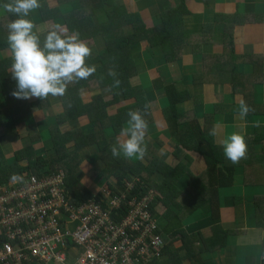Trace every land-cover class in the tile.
I'll return each mask as SVG.
<instances>
[{
  "label": "trees",
  "instance_id": "obj_1",
  "mask_svg": "<svg viewBox=\"0 0 264 264\" xmlns=\"http://www.w3.org/2000/svg\"><path fill=\"white\" fill-rule=\"evenodd\" d=\"M47 1L39 0L41 7L32 11L28 17L34 23V31L40 36L41 42L49 32L48 29L54 30L57 25H66L70 34L79 32L84 39H102L105 49L96 56L85 58L90 61L89 66H96V71L87 79H83L84 83H70L62 97L49 95L43 101L39 98L27 100L14 98L11 93L16 89V81L12 78V74L4 78L7 70L0 73L3 74V77L0 75V104L3 96V101L7 105L4 110L8 111L6 116H0V121L12 118L14 127H17V122L20 121V127L24 128H20L19 131H22L26 130L23 121L31 116L33 103L39 104L40 111L48 110V113L51 112L55 104L60 107V112L56 117L58 125L50 131L49 143L53 145V157L50 159L36 158L32 146L15 155V166L10 167L6 164L0 151V184L10 183V178L14 173L21 174L23 177L25 175L42 176L56 174L59 170H63L67 175L68 192L74 198L72 202L80 206L81 203H86L89 199L96 197L95 194L93 195V191L96 190L95 186L88 190L79 184V181L84 177L80 156L86 160V164L89 166L87 175L93 181L112 178L115 184L121 186L124 182H130L140 177L143 180V183L139 185L140 194L146 196V193L152 190L156 195L155 213L160 214L157 211L160 203L167 208L163 215L165 223L159 225V216H157L156 235L162 241L160 254L163 256V260L153 264H192L191 258L204 254V249L202 245L195 247L191 245L188 251L190 239L184 230V225L205 206V198L210 188L212 191H210L209 197L212 203V199L218 194L217 189L224 190L233 187L234 168L228 172L226 171L228 166H224V169L219 173L215 161L208 163L209 171L213 170L214 177L212 179L207 174L193 176L188 171L186 151L201 154L205 161L215 160L216 151L213 147L216 144L211 141L208 133L201 129L200 123L194 118V111L190 112L187 105L191 104L193 108L196 105L204 106L205 95L201 94L200 89L207 85H222L229 88V96L234 108L240 101L238 97H241L249 106L250 102L247 100L246 93L253 89L255 83H248L247 74L238 71L235 38L231 32L235 26H242L248 20L241 14L236 17L216 14L212 23L201 26L192 24V28H190L188 21L191 13L186 7L185 0H175L174 6L161 12L158 24L148 27L142 18L140 19L138 13L133 15L128 13L129 6L121 4V2L118 3L116 0H57L59 1L58 5H49ZM8 2L9 0H0V53L10 49L7 42V25L17 19L16 15L3 9V4ZM36 15L41 17L38 24L35 22L38 18H34ZM102 17H105L106 20L102 21ZM229 19L230 21H228ZM226 21L230 26V33L224 40L229 38V43L224 44V50L221 53L206 52L207 45L204 47L203 45L207 41L205 39L207 31L210 33L216 22ZM48 22H52L54 25L52 24L51 28H48L46 24ZM196 30H201V32L196 33ZM142 43L145 44V50L151 56L150 59L145 60L143 55L135 54L140 53L144 48ZM154 49H157V53H161V58L154 55ZM186 51L203 56V71L192 76V83L187 84L188 81L177 83L181 87L174 83H167V78L171 79L167 75L168 66L170 67V65H174L171 63L181 60ZM12 62V53L11 55L7 54L6 58L0 56V64H12ZM145 62L147 64H166L162 68H158L159 74L150 80L146 69H144L147 65L144 64ZM251 65H253L251 75L256 77L261 75L263 64ZM109 70H114L117 73L115 78L120 80V85L113 87L110 91L113 100L105 102L101 90L109 88L114 82V78L108 75ZM140 76L147 77L146 81L150 88H155L156 92L164 94L163 101L166 103V107L162 112L168 128L163 133V138L172 139L176 149L186 158L176 156L172 158L174 160L172 164L165 165L162 163L161 157L159 158L157 155L149 162H145L143 158H123L112 155L110 150L112 139L117 138L121 128L127 125L129 111L146 112L144 118L148 122V128L151 129L154 124L153 119L149 117L148 110L152 101L147 100V88L139 81ZM192 84L199 88L197 91L199 94L195 97L192 96V92L188 88V85ZM123 98L127 101L125 105L122 104ZM214 98V102L210 103L219 101L220 104L214 105L217 112H214L213 118L225 111V108L221 107V103L225 102V97L214 94ZM33 100L35 101L32 102ZM227 100L229 102V98ZM145 105H148L147 109H145ZM178 107H183V110L179 111ZM114 108L117 113L111 115L110 112ZM253 110H258V107L253 105L249 112H253ZM74 121H77L76 126L71 127L70 123ZM258 129L254 128L255 133H258ZM0 130L2 132H0V137L9 134L5 133V126L0 127ZM108 132H112L113 136ZM147 133L150 136L148 131ZM147 133L146 138H148ZM31 136L33 140L40 139L36 133H32ZM158 142L161 141L158 140ZM91 149H94L95 154L86 157ZM147 153L149 151H146L144 155L146 158L148 157ZM153 153L157 154L155 150ZM27 161L30 162V166H21ZM216 173L219 174L216 175ZM157 175L162 176L159 178L160 183H156ZM184 176L190 177L192 185L197 189H191L188 179H183ZM182 179L183 181L180 182ZM180 187L189 192L191 197V200L188 199L183 207L176 203ZM214 190H217V193ZM173 207L177 210L176 212L172 210ZM202 236L201 233L198 234L200 241ZM178 242L182 244L179 248L176 246Z\"/></svg>",
  "mask_w": 264,
  "mask_h": 264
},
{
  "label": "crops",
  "instance_id": "obj_2",
  "mask_svg": "<svg viewBox=\"0 0 264 264\" xmlns=\"http://www.w3.org/2000/svg\"><path fill=\"white\" fill-rule=\"evenodd\" d=\"M120 2L130 7L127 8L128 13H132V15L138 13L140 19L142 18L148 27H153L155 24H158V18L161 12L175 5V0H122ZM185 3L187 9L191 13V17L188 21L190 28H192V24L201 26L212 23L213 18H216V14H224L233 17L241 14L248 20V22L242 26H235L231 32L235 38L236 64H239L238 71L241 73V71L244 70L245 74H247L248 83H255L253 89L246 93L247 100L250 102L249 107L251 108L253 105L258 107V110L249 112L243 119L240 118L239 114H236L234 117L233 109L235 110V108L232 106L233 104L230 100L229 88L223 87L222 85H207L200 89L201 94L204 93L205 95V104L207 102H214V94L219 92L218 89H225L224 94L227 99L229 98V105L224 107L225 111L222 114L219 113L220 115H215L213 118L212 115H214L215 111L217 112L216 107L211 106L209 110L204 106L197 108L198 105H196L193 108L191 104L187 105L190 112L194 111V118L200 123L201 129L208 133L209 137H211V141L216 144L213 148L216 151L215 164L217 165V171L220 173V171L224 169V166H228L226 171H231V169L234 168L233 187L224 190L217 189L218 194L212 199V203L209 197L210 191H212V188H210L205 198V206L184 225V230L190 239L188 251L191 245L194 247L202 245L204 249V254L191 258V263L264 264V0H185ZM228 21H230V19ZM228 21L216 22L210 33L206 30L207 35L205 39L207 41H205L203 45V47L207 45L205 48L206 52H223L224 44L226 43V39L224 40V38L230 33V26L227 24ZM199 32H201V30H196V33ZM142 45L145 47V44L142 43ZM143 49L140 53L135 54L142 55ZM8 50L10 49H6L5 55H11V53H7ZM153 51L156 56L157 49ZM1 54L2 51L0 56ZM150 58L151 56L144 57L145 60ZM164 64L166 63L147 64L144 67V69L147 68L146 72L150 80H152V77L148 73V70L153 68H157L158 70V68ZM171 64L174 65L168 66L167 75L172 77L171 72L173 71L177 77V79L174 80L176 84L187 81V77L198 75L204 69L203 56L191 54L190 51H186L181 60ZM251 64H263L261 75L258 77L251 75L253 73V65ZM10 68L11 64H3V66L0 64V73L7 70V74L4 78L11 74ZM0 75L3 77V74ZM146 78L145 76H140L139 81L147 88V100L150 99L152 101L151 104L157 102L159 105L158 108L162 111L166 107V103L163 101L164 94L156 92L155 88H150ZM189 83L190 82L187 84ZM178 86L181 87L180 84ZM188 88L191 90L193 97L199 94L197 93V91H199L197 86L192 84L188 85ZM106 89L108 88H103L101 92L105 91L108 92L109 96L112 95L111 92ZM221 92L223 94V91ZM149 94H151L150 97ZM102 96L103 99L109 98L105 97L103 93ZM1 99L0 116H6L8 111L4 109L7 105L3 101V96ZM238 99L241 100L242 98L238 97ZM239 102L240 101H238L236 106L239 105ZM31 106L34 107L33 104ZM229 107L232 108L231 111L228 110ZM178 109L179 111L183 110V107H178ZM52 110L53 111L49 112L50 114L40 110L36 113L37 111L34 112L32 110L31 116H28L23 121L26 130L22 131H19L20 128H24L20 127V121L17 122V127H14V119L12 118L0 121V127L5 126V133H9L5 137H0V148H4L5 145L9 143L11 137L20 138L21 132H29L30 134L36 133L43 142L50 140V131L58 125L56 117L60 112V107L55 104ZM36 114L39 115L37 116ZM149 114V117L152 116V122L154 124H152V130L150 128L147 129L150 136L145 139V143L149 153H147V158L145 156L143 157L144 161L149 162L157 155L159 158L161 157L163 164L170 165L174 161L172 159L173 157H187L188 160H186V162L188 171L193 176L207 172L206 161L201 154L188 150L185 152L186 157H184V154H180V151L176 149L172 139L163 138V133L168 128L167 122L163 117V112L158 113L160 115H151L149 111ZM76 123L77 121L71 122L70 126L75 127ZM29 127L33 129L32 133L28 130ZM254 128H259L258 133H255ZM213 130L215 131V135L211 134ZM235 131H239L245 135L247 155L246 158L234 164L225 158L222 141L227 135ZM34 140H36V138ZM158 140L162 143L158 142ZM154 142L156 143L155 146H153ZM20 143L21 145L27 143V148L33 146L30 137H26ZM114 143H117V138L112 139V145ZM154 150L157 154L153 153ZM32 160H34V158H32ZM32 160L29 161L32 162ZM30 162H28L29 166ZM205 167L206 169H204ZM60 171L63 170H59V172ZM219 173H216V175ZM156 177L162 178V176L159 175ZM183 179H188L189 187H192L191 189H197L192 185L190 177L184 176ZM183 179L180 182H182ZM157 182L158 179L156 180V183ZM217 190L214 191L217 193ZM188 199L191 200L189 192H186L183 190V187H180V194L178 195L176 203L183 207L188 202ZM162 206L164 205L162 204ZM172 210L174 212L177 211L174 207ZM164 211H166V207ZM199 233L203 235L201 241L198 237ZM193 239H195V241H193ZM176 246L178 248L181 247V242H178ZM188 255L191 256L190 254Z\"/></svg>",
  "mask_w": 264,
  "mask_h": 264
},
{
  "label": "built area",
  "instance_id": "obj_3",
  "mask_svg": "<svg viewBox=\"0 0 264 264\" xmlns=\"http://www.w3.org/2000/svg\"><path fill=\"white\" fill-rule=\"evenodd\" d=\"M24 181L0 184V264H153L161 256L157 198L140 194L141 178L106 184L80 206L62 171Z\"/></svg>",
  "mask_w": 264,
  "mask_h": 264
},
{
  "label": "clouds",
  "instance_id": "obj_4",
  "mask_svg": "<svg viewBox=\"0 0 264 264\" xmlns=\"http://www.w3.org/2000/svg\"><path fill=\"white\" fill-rule=\"evenodd\" d=\"M40 7L39 0H9L3 4L5 11L17 16V19L7 25V42L13 61L10 72L16 81V89L11 95L17 99L39 98L43 101L49 95L62 97L70 83L87 79L96 71L95 65L88 66L85 63V58L91 56V49L78 32L69 34L57 25L54 30L47 32L41 42L40 36L34 31V23L28 19L30 13ZM108 75L114 78L113 84L106 89L111 91L113 87H119L120 80L115 78L117 73L114 70H109ZM147 107L148 105H145V109ZM249 111V106L241 99L240 118L243 119ZM145 115L146 112L140 110L127 113V127L121 128L117 143L110 146L114 157L121 154L126 158L144 157L147 151L145 139L148 129ZM211 134L215 135V131ZM222 147L225 158L234 164L246 158L245 135L239 131L227 135L222 141ZM29 177L30 175L23 177L14 173L10 179L13 183H23L24 178ZM113 182L112 178L106 179V184ZM161 260L163 256L156 261Z\"/></svg>",
  "mask_w": 264,
  "mask_h": 264
},
{
  "label": "rangeland",
  "instance_id": "obj_5",
  "mask_svg": "<svg viewBox=\"0 0 264 264\" xmlns=\"http://www.w3.org/2000/svg\"><path fill=\"white\" fill-rule=\"evenodd\" d=\"M118 3L120 2V1H122V0H116ZM48 2V4L49 5H58L59 4V1H57V0H48L47 1ZM37 10V9H36ZM36 10H34V11H36ZM94 17H96V15H94ZM34 18H38L37 20H35V22H36V24H38L39 23V21L41 20V17H40V15H36V16H34ZM95 20H96V18H95ZM106 20V18L105 17H102V21H105ZM159 20H160V18H159ZM47 25H48V28H51V26H52V22H48V23H46ZM54 25V24H53ZM59 26H61L63 29H65L66 31H67V33H69V31H68V29H67V27H66V25H59ZM55 29V28H54ZM49 31H51V29H48ZM72 33H74V32H72ZM79 33V32H78ZM70 34V33H69ZM79 36H80V38L84 41V42H86V44L89 46V48L91 49V56H96V55H98L99 53H101L104 49H105V43L103 42V40L102 39H100V38H97V39H84V38H82L81 37V34L79 33ZM229 38H227L226 39V43H229ZM7 53H11L10 52V50H8L7 51ZM160 54V55H159ZM142 55L144 56V57H148L149 56V54L146 52V50H145V47H144V49H143V53H142ZM1 56L3 57V58H6V55H5V51H3L2 52V54H1ZM156 56L158 57V58H161V53H156ZM85 63H86V65H88L89 63H90V61H88V60H85ZM158 63V62H157ZM144 64H147L146 62L144 63ZM245 65V64H244ZM2 66H3V64H2ZM164 66V65H163ZM163 66H161V68L163 67ZM246 66V65H245ZM247 67V66H246ZM147 69V68H146ZM149 72V74L151 75V77L152 78H155L158 74H159V72H158V70H157V68H153V69H149L148 70ZM241 72H245L244 70H242ZM171 75H172V77H171V79H167V83H174L175 85H176V81H174V80H176L177 79V77L175 76L176 74L172 71L171 72ZM186 80L188 81V82H190V83H192V77L191 76H189V77H187L186 78ZM80 83H84V81L83 80H80L79 81ZM219 90V92L217 93V94H219L220 96H224L225 97V94H224V91H225V89L224 88H221V89H218ZM221 91H223V94H222V92ZM101 93H103V95L105 96V97H109V98H104V101L105 102H110V101H112L113 100V95H110L109 96V94H108V92H105V91H102ZM93 96H94V94H92ZM226 98V97H225ZM123 100L124 101H122V104H126L127 103V101H125V99L123 98ZM35 100H33L32 102H34ZM35 104V105H34ZM122 104H120V105H122ZM220 104V102L219 101H217L216 103H210V102H207L206 104H204V107L205 108H208L209 110H210V107L211 106H214V105H216V106H218ZM33 105H34V107L33 108H31V110H33L34 112L35 111H37L36 113H38L39 111L38 110H40V106H39V104H36V103H33ZM227 105H229V102H228V100H227V98H226V101L225 102H222L221 103V107H225V106H227ZM150 106V108H149V111H150V113H151V115L153 114V115H160V114H158V113H161L162 111L160 110V108H158L159 107V105H158V103L157 102H155V103H153V104H150L149 105ZM198 107H200V106H197V108ZM118 109V108H117ZM182 109V108H181ZM228 110H232V108L231 107H229L228 108ZM51 111H53L52 109H51ZM233 112H234V117L236 116V114H239V105H237L236 107H235V110L233 109ZM44 113H48V110H44ZM117 113V110H115V108L114 109H112V111L110 112V114L111 115H114V114H116ZM37 116L39 115V114H36ZM213 117V116H212ZM151 119H152V116H151ZM28 123V122H27ZM230 126V125H229ZM125 127H127V125H125ZM28 130L32 133L33 132V129H31V127H29L28 128ZM21 131V130H20ZM109 135H112L113 136V133L112 132H110L109 133ZM115 136V135H114ZM147 136H148V133H147ZM26 137H32L31 136V134L29 133V132H21L20 133V138L19 137H11L10 139H9V143L7 144V145H5V147L4 148H0V150H1V152H2V157H3V159L6 161V164L8 165V166H10V167H14L15 166V162H16V159H15V155H17L20 151H22V150H24V149H26L27 148V146H28V144L27 143H24V144H22L21 145V143L20 142H22ZM32 139V138H31ZM30 140V139H29ZM33 140V139H32ZM41 139H37V140H34V142L32 143V145H33V149H32V151H34V155L36 156V158H45V159H48V158H50V157H52L53 156V152H52V149H53V145L51 144V143H49V140L47 141V142H43L42 140L40 141ZM152 141H154V140H152ZM31 142V141H30ZM17 144H19V145H17ZM115 144V143H114ZM168 144H170V143H168ZM156 145V143L154 142V144H153V146H155ZM31 147V146H30ZM22 148H24V149H22ZM92 154H94V150H89V152H88V154L86 155V157L87 156H89V155H92ZM96 154H97V151H96ZM121 156L123 157V158H126V157H124L123 156V154H121ZM82 163H81V170L83 171V174H84V177H82V179L79 181V184L83 187V188H85V189H88V190H90L93 186H95V188H102V187H104L105 186V184H106V179H98L97 181H93V180H91L90 178H89V175H87V173H88V171H89V166L86 164V160L84 159V157L83 156H80V159H79ZM213 161H215V160H212V159H209V161H206V166H207V172H203V174H207V175H209V177H210V179H212L214 176H213V170L210 172L209 171V166H208V163H211V162H213ZM244 162V161H243ZM26 165H28V162L27 163H22L21 164V166H26ZM204 169H206V167L204 168ZM157 178V177H156ZM137 179V178H136ZM158 179V182L157 183H160L161 182V180L159 179V178H157ZM204 205V204H203ZM202 205V206H203ZM164 206H162V204L160 203L159 205H158V207H157V211L159 212V213H161V215L159 216V225H161V224H163V223H165L166 221H165V219H164V217H163V215L165 214V212L167 211V208H166V211H164ZM71 256H72V254H71ZM72 258V257H71Z\"/></svg>",
  "mask_w": 264,
  "mask_h": 264
}]
</instances>
